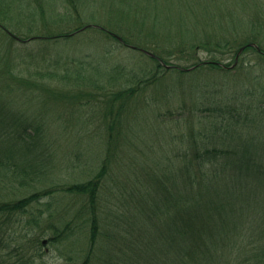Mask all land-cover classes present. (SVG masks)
Here are the masks:
<instances>
[{"label": "rangeland", "instance_id": "1", "mask_svg": "<svg viewBox=\"0 0 264 264\" xmlns=\"http://www.w3.org/2000/svg\"><path fill=\"white\" fill-rule=\"evenodd\" d=\"M131 1L134 3L126 0H81L83 8L88 7V12H83L76 20L72 5L71 9L66 1L61 0V3H57V0H28V8H17L19 0H15L10 7L11 15L9 10L1 9L4 13H0V21L10 32L25 40L32 38L25 44L11 42L14 47L8 54L3 45L15 39H9L0 28V43L4 42L0 46V87L4 83L8 84V90L14 92L18 102L22 101L19 104L12 103L11 106L20 108L25 114L40 111L42 115L37 114L36 119L48 122L47 134L42 140L44 142L45 138L46 141L45 164L51 168L50 174L45 176L43 173L42 177H35L31 186L39 187L38 190L49 186L57 188L50 199L44 197L31 205L27 215L29 219L19 225L16 223L5 234V239L9 240L5 242L9 246L1 251L3 257L0 260L4 259V263L15 264L18 256L22 258L18 264H79L88 256V264H125L126 246L123 237L133 220L131 215L139 212L134 207L132 210V201H137L134 204H140L143 209L141 199H145L143 194L135 197L132 192V188L138 186L135 184L145 181L137 165V160L141 159L140 154L136 155L134 150L139 152V145L145 154H149L155 138L163 143L171 140L180 144L179 136L182 133L189 137V128L200 130L202 124L211 121L224 105L240 107L243 101H236L232 92L251 86L256 75L264 78L260 75L264 72V58L258 59L251 52L242 54L238 61L244 59L243 66L252 68H235V62L229 65L230 69L226 72L206 68L194 75L183 76L160 70L153 76L151 83L133 96L127 109L124 103L120 108L119 103L123 100H117L110 106L114 114L108 111L104 114L111 101H104L101 90L86 79L77 78L75 70L91 72L94 67L107 69L109 64L118 63L127 72L120 77L125 79L124 82L119 85L118 81L114 85L116 87L110 83L105 85L107 89H116L118 86L125 88L129 84L126 80L132 78L129 74H132L134 62H139L141 68L145 67L143 76H148L150 72L153 74L154 63L142 52L127 50L126 46L120 45L112 35L108 36L99 28L79 29L68 39L59 42L53 38L44 39V36L76 30L85 24H95L119 36L124 35L130 44H139L177 65L190 63L193 56L192 48L181 44V33L185 28L195 31L198 40L210 39L209 44L199 47L198 51L194 50L198 59L205 58L212 51L218 56L222 55L223 65L232 61L234 50L230 52L229 47L220 50L221 47L213 43L218 39L254 40L264 47V0H164L168 3L159 0ZM62 15L65 17L60 20ZM106 57L108 59H104ZM78 60H81L82 66H78ZM63 63L68 71L62 70ZM109 77L105 75L103 81ZM93 78L101 80L98 75L97 78L93 75ZM79 84L80 88L77 87ZM204 90L216 93L208 99V93ZM201 91L204 94L202 96ZM184 102L187 105L196 104L193 113L188 114L183 109L175 110L179 109L176 106ZM113 116L118 121L112 135L118 142L112 149L114 157L111 156L110 165L116 159L121 166L112 170L109 167L102 188L100 186L96 202L101 233H97V241L91 245L86 212L87 195L62 190L61 186L66 187L94 177L102 160L106 162L109 159L104 140L109 132L108 122ZM220 117L224 118L223 115ZM247 118L252 119L251 116ZM12 119V113L4 118L5 121ZM217 119L220 122L219 117ZM239 125L233 122L230 129L234 127L236 130ZM129 139L136 142L131 147L133 149L123 145H128ZM47 145L55 149L53 157ZM122 171L126 172L121 181L126 177L128 182L125 183L130 187L120 190L117 184L109 188L114 183L110 175ZM29 189H24L23 194L28 193ZM4 191L6 189L0 188V196ZM109 201L112 202L106 206L105 203ZM123 201H129L130 204L121 205ZM108 213L113 214L108 217ZM64 227L63 235L61 229ZM144 228L148 229L149 226L145 224ZM135 231L139 235L141 229L135 227L134 235ZM34 238L43 244L36 243ZM17 243L22 246L21 251L15 249ZM146 257L143 254L141 259L135 257L132 260L134 264H152ZM127 262L133 264L130 260ZM161 263L162 258L154 264Z\"/></svg>", "mask_w": 264, "mask_h": 264}, {"label": "trees", "instance_id": "2", "mask_svg": "<svg viewBox=\"0 0 264 264\" xmlns=\"http://www.w3.org/2000/svg\"><path fill=\"white\" fill-rule=\"evenodd\" d=\"M14 1L0 0V13H4L3 11L6 10L10 11ZM61 1H66L70 7L72 5L76 16L75 20L77 17H81L83 12H88V7L83 8L81 0ZM126 1L134 3L131 0ZM58 2L60 0H57ZM159 2L168 3L164 0H159ZM29 4L28 0L26 2L19 0L16 7L25 8L26 6L28 8ZM89 12L94 14L93 11ZM114 12L118 13L116 10ZM64 17L62 15L60 20H63ZM10 18L9 16L8 19ZM86 27L99 28L108 36L112 35V38L116 39L120 45L126 46L127 50L142 52L154 63L153 74L150 72L148 76H143L145 67L141 68L139 62H134L132 74H129L132 78L126 80L129 84L125 88L118 86L116 89L111 87L107 89L105 85L110 83L114 86L118 81L121 85L124 82L125 79H120V77L127 72L118 63L109 64L107 69L94 67L91 72L75 70L74 74L77 78L86 79L95 88L101 90L104 101H108V103L111 101L104 114L107 111L114 114L110 106L117 100H123L122 103H119L120 108L124 103L125 109H127L133 96L139 89H144L151 83L153 76L160 70L175 72L181 76L194 75L206 68L226 72L230 69L229 65L235 62V68H252L243 66L244 59L238 61L242 54L251 52L258 59L264 58V47L254 40L218 39L213 43L220 46V50L223 51L226 47H229L230 52L234 50L232 61L223 65L222 55L218 56L217 53L210 50L205 58L198 59L194 50L198 51L199 47H204L206 43L209 44L210 39H196L198 34L189 28L183 29L184 31L181 33L183 38L181 44L190 46L193 56H191L190 63H179L178 65L172 64L159 53L149 52L139 44H130V40L124 35L119 36L112 30L95 24H85L76 30H65L62 34L57 33L43 38H53L59 42L74 35L75 31ZM0 28L5 31L4 33L9 39H15L5 42V46L4 42L0 43V46L6 47L8 54L14 47L11 42L27 43L25 38H19L10 32L1 21ZM237 63H239L238 66H236ZM82 64L81 60H78V66H82ZM199 69L201 70L198 71ZM62 70L68 71L65 64ZM70 71L72 72V70ZM128 72L130 71L128 70ZM93 75L96 78L98 75L101 80L96 81ZM105 75L110 77L103 81ZM260 75L264 76V72ZM251 80L252 78H250V82ZM82 81L84 82V80ZM7 86L9 85L4 83L0 87V188L6 189L0 196V257H3L1 251L9 246L5 242V240L9 242L5 239V234L9 233L8 230L16 223L19 225L29 219L27 215L28 209L32 208L31 205L40 202L44 197L50 199L57 189L49 186L38 190L39 187L31 186L35 177L50 174L51 168L45 164L46 141L45 138L44 142L42 140L43 136L47 134L48 122L36 119L37 114L42 115L40 111H37L36 114H25L20 108L11 106L18 100L15 98L14 92L8 90ZM77 87L80 88L81 85L79 84ZM204 91L208 93L206 94L208 99L216 93L213 90ZM232 93L236 101H243L240 107L224 105L223 109L218 111L219 113L214 114L211 121L202 124L200 130L196 127L189 128V137L182 133L179 136L180 144L171 140L168 143H163L155 138L149 154H145L139 145V152L134 150L136 155L140 154L141 159L137 160V165L143 172L145 181L135 184L138 186H134L132 192L135 197H141L143 194L145 199H141L143 209L140 204H134L137 201H132V210L134 207L139 212L138 214L133 212L131 215L133 220L123 237L126 246L125 264L128 263L127 260L133 263L132 259L135 257L141 259L143 254L147 255L146 259H150L152 264L160 258H162L161 264H264V78L256 75L251 86ZM202 94L203 91L200 95L202 96ZM111 96L113 97L111 98ZM186 103L176 106L179 109L175 110L183 109L187 110L188 114L193 113L196 104L187 105ZM11 113L13 119L5 121L4 118L10 116ZM168 113L170 112L168 111ZM33 115L35 116L33 117ZM221 115L224 118H221ZM248 116H251L252 119L249 120ZM190 119L188 123L191 122ZM117 121L113 116V119L108 122L109 132L104 142L107 144L105 151L109 159L106 162L104 159L102 160L97 174L86 181L74 182L66 187L61 186L62 190L74 192L77 195H87L86 212H88L87 221L89 222L91 245L97 241V233H101L96 202L100 186L102 188L109 167L112 170V168L121 166L116 159L110 165L111 156L114 157L112 149L118 142L113 139ZM233 122L240 124L236 130L234 127L230 129ZM133 144L136 145V142L132 139L128 140V145L123 143L126 148L133 147ZM46 147L50 149V155L53 157L55 149L49 145ZM125 172H115L110 175V179L111 181L113 179L114 183L112 182L109 188L117 184L120 185L118 188L120 190L130 187L125 183L128 182L126 177L121 181ZM24 189H29V192L23 194ZM111 202L109 201L105 205L107 206ZM138 202L140 203V200ZM120 204L128 206L130 202L123 201ZM109 211L107 210V212ZM25 213L27 214L24 215ZM111 214L108 213V217ZM139 218H141L140 221ZM145 224L149 226L148 229L144 228ZM135 227L141 229L139 235L136 231L134 235ZM148 230L151 232H147ZM61 231L64 235L65 227ZM9 236L12 238V234ZM34 240L38 244H43L36 238ZM14 247L17 251L22 250V246L18 243ZM89 259L86 256L79 264H88ZM18 260H22V258L17 256L15 264H18ZM0 264L10 263H4L3 259L0 260Z\"/></svg>", "mask_w": 264, "mask_h": 264}]
</instances>
